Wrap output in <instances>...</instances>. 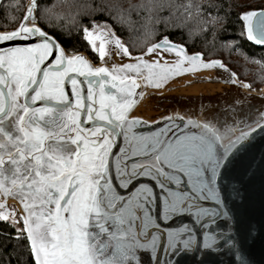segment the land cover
Masks as SVG:
<instances>
[{
  "label": "snow or ice",
  "instance_id": "1",
  "mask_svg": "<svg viewBox=\"0 0 264 264\" xmlns=\"http://www.w3.org/2000/svg\"><path fill=\"white\" fill-rule=\"evenodd\" d=\"M149 5L141 7L165 8L159 0ZM37 11L32 0L23 23L0 31V199L22 206L15 217L0 204V222L15 217L11 226L17 239L26 234L33 264H143L141 253L154 264H182V257L224 264V254L229 264H252L250 250L264 242V221L239 222L221 185L237 201L247 182L264 176V152L259 159L249 155L253 136L264 133V112L251 122L226 123L223 131L211 119L185 121L177 113L163 117L159 131L138 134L133 129L144 121L131 113L135 97L144 95L137 92L139 80L160 88L198 68L227 69L219 61L205 63L201 52L188 55L168 36L134 55L113 30L105 31L107 24L95 21L82 29L92 58L133 62L93 67L91 59L66 55ZM240 19L247 40L264 46V11ZM163 53L176 59L169 63ZM224 80L235 83L232 74ZM177 120L199 134L178 132ZM145 177L154 187L139 182ZM185 216L189 222L180 219Z\"/></svg>",
  "mask_w": 264,
  "mask_h": 264
},
{
  "label": "trees",
  "instance_id": "2",
  "mask_svg": "<svg viewBox=\"0 0 264 264\" xmlns=\"http://www.w3.org/2000/svg\"><path fill=\"white\" fill-rule=\"evenodd\" d=\"M62 1L72 8L65 9L62 12L65 18L57 22L53 21L55 11L51 5L58 1L40 0L41 12L50 8L47 13L51 18L39 22L68 52L83 51L92 58V53L86 51L88 46L82 29L93 21H101L115 30L132 53H140L163 36H168L189 51L201 52L207 59H223L240 79L253 87L264 85V48L247 42L240 19L246 10L264 8V0H159L165 4L162 11L155 7L151 11L148 7H141L149 5V0ZM23 3L24 0L3 2L0 7L1 29L16 26L23 14ZM189 4L192 7H188ZM12 5L13 9L9 7ZM100 5L104 7L97 10ZM230 53L237 55L229 56ZM17 236L11 223L0 222V264H33L25 235L19 239Z\"/></svg>",
  "mask_w": 264,
  "mask_h": 264
},
{
  "label": "water",
  "instance_id": "3",
  "mask_svg": "<svg viewBox=\"0 0 264 264\" xmlns=\"http://www.w3.org/2000/svg\"><path fill=\"white\" fill-rule=\"evenodd\" d=\"M2 2L3 0H0V6ZM31 3L32 0H28L23 17L27 14L28 7ZM261 11H264V8L251 9L245 12L259 13ZM241 21L244 28V21ZM21 23H23V18L19 24ZM244 32L247 40L245 29ZM121 42L123 43L122 39ZM172 42L178 44L174 41ZM247 42L255 47L264 48V46L255 45L251 41L247 40ZM60 45L68 56L79 54L84 56L86 59H91L85 52L70 54L61 43ZM184 48L188 55L193 54L189 52L185 46ZM163 55L165 59L169 61V63L176 59L174 53L171 56L166 53H163ZM202 59L205 63L209 62L204 60L203 55ZM214 61H219L220 64L223 65V68L227 69V73L218 67L198 68L195 71H188L172 76L167 82L163 83V86L160 88L145 86L144 81L139 80L138 83L141 84V88L137 89V92L143 91L144 95L135 97L137 99V104L133 108L131 115L144 121V123L134 127L133 131L143 135L157 132L159 129L165 126L166 122L162 120L163 117L176 115L177 113L183 116L185 121L191 119L193 121L201 122L205 119H211L216 127L223 131L224 125L226 123L233 125L237 120H247L248 122H251L252 119L257 118L258 113L264 112V87L258 90L251 89L249 83L241 80L222 61ZM129 62L133 61L128 59L121 60L119 56L113 55L108 63H102L100 60L98 63H95L92 60V65L93 67L104 66L111 69L113 63L120 65L122 63ZM161 62L163 63V61ZM188 66L189 65L187 62H185L183 65L185 68ZM227 74H232V78L235 83L225 82L224 77ZM238 85L240 86L238 87ZM243 85L247 86L245 87ZM84 88L86 90V86H84ZM67 91H70V89ZM84 94L86 95V91ZM237 101L239 103H237ZM217 121H219V123H216ZM176 123L180 124L178 132L183 131L187 134L195 132L199 134V130L192 127L191 125L185 128L184 124L179 120H177ZM120 143H123L122 137L117 142V144ZM113 151H118V147L114 148ZM262 152H264V133L257 131V133L253 136V142L249 150V155H255L256 158L259 159V155ZM114 176L115 174L113 173V177ZM139 182L148 183L153 187L155 184L154 181H151L146 177L139 178ZM134 183H136V181H134ZM182 187L187 190L186 180ZM221 188L223 190L225 201L229 203L234 215L239 222L253 220L259 223L264 221V176H261L258 173L252 180L247 182L241 189V198L237 201H230L228 199L226 185L222 184ZM154 190L156 191L157 195H159V189L154 188ZM118 191L122 195H128V192L124 189L118 188ZM201 203H203L205 206H211L208 202ZM0 204L6 205V208L4 209L5 212H14L15 217L20 216L22 206L19 201L12 198H6L0 199ZM15 217L10 216V221L8 222H11ZM180 219H182L184 222H189V218L187 216ZM19 223H21L23 227L22 221ZM159 223L163 229V222L160 221ZM176 223L177 222H170L169 226L175 227ZM163 243L164 239L162 238L161 247L157 250L158 255L163 254ZM140 255L143 264H154L150 258V254L141 253ZM181 259L182 264H191L190 257H182ZM250 259L252 264H264V242L257 240V242L252 246L250 250ZM223 260L224 264H229V257L227 254L223 255Z\"/></svg>",
  "mask_w": 264,
  "mask_h": 264
},
{
  "label": "rangeland",
  "instance_id": "4",
  "mask_svg": "<svg viewBox=\"0 0 264 264\" xmlns=\"http://www.w3.org/2000/svg\"><path fill=\"white\" fill-rule=\"evenodd\" d=\"M40 1V0H39ZM58 1V3L56 4V5H54V4H52L51 5V7L53 6V9H54V11H55V13H54V19H53V21H59V20H62V19H64L65 17L63 16V14H62V12H65V9H68V7H70V5H67V3H63V1L62 0H57ZM72 1H74V0H72ZM106 1H108V0H106ZM3 2H4V0H3ZM3 2H2V4H3ZM27 2H28V0H24V3H23V14H22V17L20 18V20H18V23H15V25L16 26H14V27H12V28H10V29H1L0 28V30H2V31H6V30H12L13 28H15V27H18L19 26V23L21 22V20H22V18H23V15H24V13H25V10H26V4H27ZM92 2H95V0H92ZM109 2H111V0H109ZM39 3V2H38ZM1 4V5H2ZM1 7V6H0ZM11 9H13L14 8V5H12V6H9ZM72 7H70V9H71ZM48 9H50V8H48ZM48 9H47V11L44 13V11L45 10H43L42 9V12H41V9H40V5H39V11H37V13H36V15L37 16H41L42 15V20L43 21H46V20H49L50 18H51V16H49L48 15ZM249 10H251V9H249ZM246 11H248V10H246ZM245 12V11H244ZM95 22H97V23H99V24H107L108 26H109V29H105V31H108V30H113L114 32H115V30L108 24V23H106V22H101V21H95ZM40 23V22H39ZM91 24H92V22H91ZM89 27V29L91 30V25L90 26H88ZM97 31H99V29H97ZM115 34H116V32H115ZM117 35V34H116ZM122 39V38H121ZM170 39V38H169ZM122 41H123V43L125 44V42H124V40L122 39ZM173 41V40H172ZM156 43V42H155ZM98 44H99V41H97V46H98ZM178 44H181V43H178ZM181 45H183V44H181ZM125 46L127 47V45L125 44ZM129 48V47H128ZM146 50V48L144 49V51ZM189 51V50H188ZM83 52V51H82ZM189 52H191V53H194L193 51H189ZM196 52V51H195ZM198 52V51H197ZM70 54H75V53H78V52H69ZM85 53H87V52H85ZM141 53V52H140ZM88 54V53H87ZM134 55L135 54H139V53H133ZM89 55V54H88ZM203 55V57H204V60H206V61H212V60H220V61H222L227 67H229L230 68V66H228L224 61H223V59H221V58H212V59H207V58H205V56H204V54H202ZM233 56H235V55H237V53L236 54H232ZM231 55V53L229 54V56H232ZM239 56V55H238ZM89 57H90V55H89ZM91 58V57H90ZM92 59V58H91ZM235 59V58H234ZM238 59V58H237ZM93 60V59H92ZM94 61V60H93ZM98 61H99V59H97V61H94L95 63H98ZM239 63V65L240 66H242V63L240 64V61L238 62ZM231 69V68H230ZM232 70V69H231ZM233 71V70H232ZM234 72V71H233ZM235 73V72H234ZM236 74V73H235ZM237 75V74H236ZM238 76V75H237ZM239 77V76H238ZM242 80V79H241ZM243 81H245V80H243ZM245 82H247V81H245ZM247 83H249V82H247ZM249 85H250V87H251V89H253V90H258V89H260V88H263L264 87V85H262V86H259V87H253L250 83H249ZM10 221V220H9ZM9 223H11V222H9ZM22 226V224L21 223H19V224H17V227H21ZM22 228V227H21Z\"/></svg>",
  "mask_w": 264,
  "mask_h": 264
}]
</instances>
